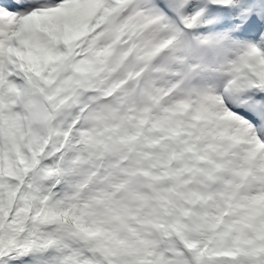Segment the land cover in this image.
Segmentation results:
<instances>
[{
  "label": "snow or ice",
  "instance_id": "1",
  "mask_svg": "<svg viewBox=\"0 0 264 264\" xmlns=\"http://www.w3.org/2000/svg\"><path fill=\"white\" fill-rule=\"evenodd\" d=\"M0 264H264V0H0Z\"/></svg>",
  "mask_w": 264,
  "mask_h": 264
}]
</instances>
